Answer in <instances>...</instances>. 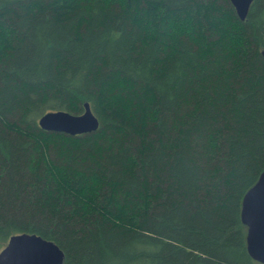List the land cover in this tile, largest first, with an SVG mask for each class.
Wrapping results in <instances>:
<instances>
[{
	"label": "trees",
	"instance_id": "obj_1",
	"mask_svg": "<svg viewBox=\"0 0 264 264\" xmlns=\"http://www.w3.org/2000/svg\"><path fill=\"white\" fill-rule=\"evenodd\" d=\"M264 0H0V248L62 264H264L240 211L264 168ZM98 120L68 134L47 110Z\"/></svg>",
	"mask_w": 264,
	"mask_h": 264
},
{
	"label": "water",
	"instance_id": "obj_2",
	"mask_svg": "<svg viewBox=\"0 0 264 264\" xmlns=\"http://www.w3.org/2000/svg\"><path fill=\"white\" fill-rule=\"evenodd\" d=\"M230 1L239 19L244 20L253 0ZM262 52L264 54V49ZM36 122L43 129L68 134L92 131L98 125L97 117L86 100L78 113L65 109L47 110L37 117ZM240 215L246 225L247 251L264 263V168L245 191ZM62 261V249L54 241L34 232L12 233L0 248V264H62Z\"/></svg>",
	"mask_w": 264,
	"mask_h": 264
}]
</instances>
